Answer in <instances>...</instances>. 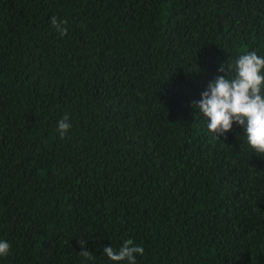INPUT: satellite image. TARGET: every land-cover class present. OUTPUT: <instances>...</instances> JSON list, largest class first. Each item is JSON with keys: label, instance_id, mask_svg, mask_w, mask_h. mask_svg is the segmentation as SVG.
Wrapping results in <instances>:
<instances>
[{"label": "trees", "instance_id": "1", "mask_svg": "<svg viewBox=\"0 0 264 264\" xmlns=\"http://www.w3.org/2000/svg\"><path fill=\"white\" fill-rule=\"evenodd\" d=\"M249 51L264 0H0V264H264V156L192 106Z\"/></svg>", "mask_w": 264, "mask_h": 264}, {"label": "clouds", "instance_id": "2", "mask_svg": "<svg viewBox=\"0 0 264 264\" xmlns=\"http://www.w3.org/2000/svg\"><path fill=\"white\" fill-rule=\"evenodd\" d=\"M51 23L61 36L68 33V21L53 16ZM218 75L201 93V99L193 101L192 106L197 114L207 119V128L218 140L233 129L234 124L243 128L247 144L254 152L264 156V55L256 51L240 54L232 64H222ZM71 129L69 115H65L57 125L61 138L68 135ZM243 147V146H242ZM81 248L86 241H78ZM11 244L0 240V257L11 252ZM145 249L135 244L132 239L124 241L119 249L112 246L103 248V253L113 262L136 264L137 255H143ZM85 261L93 257L88 251H81Z\"/></svg>", "mask_w": 264, "mask_h": 264}]
</instances>
